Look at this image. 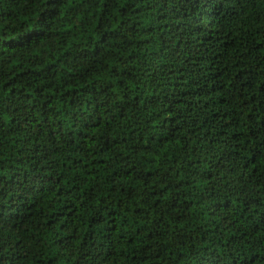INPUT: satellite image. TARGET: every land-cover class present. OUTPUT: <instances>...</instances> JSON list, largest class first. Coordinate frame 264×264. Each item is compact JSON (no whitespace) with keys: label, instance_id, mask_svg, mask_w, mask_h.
I'll return each mask as SVG.
<instances>
[{"label":"trees","instance_id":"obj_1","mask_svg":"<svg viewBox=\"0 0 264 264\" xmlns=\"http://www.w3.org/2000/svg\"><path fill=\"white\" fill-rule=\"evenodd\" d=\"M0 264H264V0H0Z\"/></svg>","mask_w":264,"mask_h":264}]
</instances>
